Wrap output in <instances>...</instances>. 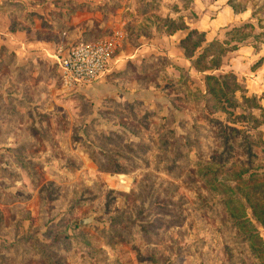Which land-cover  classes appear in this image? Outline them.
Listing matches in <instances>:
<instances>
[{
	"label": "rangeland",
	"instance_id": "374dc122",
	"mask_svg": "<svg viewBox=\"0 0 264 264\" xmlns=\"http://www.w3.org/2000/svg\"><path fill=\"white\" fill-rule=\"evenodd\" d=\"M139 1L37 0L43 11L30 37L66 45L64 31L111 36L112 27L95 29L100 20L69 27L68 7L102 8L101 21L110 22L117 6L157 7ZM232 4L251 14L256 33H263L248 41L264 51V0ZM153 16L155 24L162 23ZM141 19L133 15L131 23ZM135 31L149 33L145 26ZM45 54L18 62L13 54L1 53L0 264H258L257 248L228 223L218 197L207 195L212 187L197 165L217 158L226 127L242 129L245 136L264 131V125L254 129L227 121L223 110L239 118L245 111L240 91L236 97L243 107L223 102L212 112H199L186 89L200 87V80L190 75L194 84L172 81V66L164 67L160 57L145 65L127 61L125 71L116 74L126 91V85H139L143 98L100 101L81 88H64L57 66ZM248 111L264 120L260 110ZM233 141L223 183L251 160L264 165L263 144L253 146L252 156L244 136ZM254 171L264 172V167ZM223 186L216 189L219 197ZM248 217L264 240L250 209Z\"/></svg>",
	"mask_w": 264,
	"mask_h": 264
},
{
	"label": "crops",
	"instance_id": "0c3cea01",
	"mask_svg": "<svg viewBox=\"0 0 264 264\" xmlns=\"http://www.w3.org/2000/svg\"><path fill=\"white\" fill-rule=\"evenodd\" d=\"M73 1L83 3L87 0ZM139 2L146 5L154 2L157 7L151 9L148 6L147 9H144L135 6L127 8L117 6L115 12L118 15L111 22L107 19L101 21L104 16L102 9L79 10L70 15L69 27L77 28L82 23L89 26L91 19H94L92 22L100 20V24L95 26V29L106 30L112 27V35H115L118 41L116 53L108 65L105 76L81 87V91H84L87 97L100 101L103 100L102 97H113L117 101H123L126 98L132 100L143 98L145 92L139 85L133 83L131 89L126 85L128 90L126 91L123 88L124 79L116 77V74L125 71L127 61L138 62L150 57L170 59L175 66L185 69L193 79L198 78L201 83L200 87L203 88L201 77L204 74L192 67L191 61L186 57L185 50L181 45L182 40L187 37L190 31L197 30L204 34L203 46L215 40L223 42L228 38L227 32L234 26L254 23L248 11L236 12L229 0H190L189 2L187 0H140ZM99 3L101 2L99 1ZM39 9L41 8L37 0H0V60L1 53L8 52L13 54L18 62L28 61L35 58L36 54L43 53L44 49H50L57 43L47 42L41 36L31 39L30 32L38 27L37 16L43 11L42 9L39 11ZM107 14L113 16L110 13ZM154 14L160 17L156 22L162 23H154ZM133 15L134 17L142 15V19L136 20L133 24L131 23ZM166 18L178 22L183 19L187 27L174 33H167L163 25ZM135 25L138 26L135 27ZM140 26L147 27L149 33L140 34L135 31V28L138 29ZM131 34L136 39H131ZM86 36L87 34L80 31L73 43L85 40ZM46 57L48 58L47 55ZM260 59L263 62L256 69H252V66ZM168 71L175 78L180 77V72L175 67H169ZM226 73H232L237 81L244 85L246 94L258 97L264 107V51L262 49L257 50L253 43L240 44L237 50L230 51L223 56L221 67L213 72L216 75Z\"/></svg>",
	"mask_w": 264,
	"mask_h": 264
},
{
	"label": "trees",
	"instance_id": "16d2710c",
	"mask_svg": "<svg viewBox=\"0 0 264 264\" xmlns=\"http://www.w3.org/2000/svg\"><path fill=\"white\" fill-rule=\"evenodd\" d=\"M189 1L190 0H187V2ZM67 2L76 4L73 0L66 1L65 4H68ZM232 2L233 0H229L233 9L236 12H240L241 9L234 6ZM81 5L82 4L78 5V7L74 9L71 8L72 6L68 7L66 5L68 7L67 13L72 15L76 10L79 11ZM89 9L94 10L95 8ZM258 23L260 26V21H258ZM163 25L164 30L167 33H174L177 30L185 29L187 27L183 19L178 22L171 18H166L163 21ZM63 33L64 39H66V46H70L72 42L75 41L76 34H73L75 36H72L69 31H64ZM262 33H256V25L254 23H245L242 26H234L230 29L227 32L228 38L223 42L215 40L206 46H203L205 41L204 34L198 32L197 30L190 31L187 37L182 40L181 45L185 50L186 57L191 61L192 67L196 71L204 74L202 79L204 84L203 88L195 87L194 90L186 89V92L190 93L191 96L195 98L199 112H212L213 106L217 105V103L221 104L223 102L233 108H240L242 105L236 97V93L240 91L242 93V99L246 103L244 105L245 111L239 118L236 116L234 117L230 112L223 110V112L227 113V121L230 123L244 122L254 129L260 128L264 125V120L258 121L251 111L246 112L247 110H260L261 117H264V107L262 106L260 99L256 96H248L245 88L241 86V84L237 81V78L232 73L219 75L213 74L214 71L221 67L224 55L230 51L237 50L240 44L247 43L249 38L252 36H254L255 39L259 38ZM102 36L103 35L92 36L87 33L85 40L90 41L95 38H101ZM56 42L59 43L58 41ZM248 43H251V41H248ZM158 59L161 58L150 57L143 60L141 63L142 65H145L146 63ZM163 59H165L164 67L172 66L180 72V77L175 78L173 76L172 81L181 82L189 79L190 83L194 84L191 80L190 74L185 69L175 66L172 61L166 57ZM262 62L263 60L260 59L252 66V69H256ZM163 74L168 75L166 71H164ZM231 80L232 82L230 83L229 81ZM263 132L257 131L255 134L245 136V131L242 129L226 127L224 131V146L222 151L216 155L217 158L215 159L212 157L209 162L197 163V165H199V171H201L200 175L203 178L202 180L207 185L212 187L211 190H207V195L210 197H218L219 202H221L229 214L228 223H232V225L238 229L239 235L244 234L243 239L250 241L251 245L257 248L256 257L258 259V264H264V240L259 235L256 225L253 223L251 218L248 217V209L252 210L253 218L256 220L257 224L264 229V190L261 189L263 186L261 183L264 181V172L254 171V169L263 168L264 165L255 166V161L251 160V166H245L239 170L233 171V178L228 179L229 182H220V177H222L225 170L228 169V167L226 168L227 156H231L233 150H235L236 141L233 140L244 136L250 145L249 149L252 154L253 146H259L261 144L264 145ZM227 148L231 151L227 152ZM252 156H254V154H252ZM219 186H223L222 188H224V190L220 192L222 194L221 197L216 194ZM228 192L231 194L228 195ZM203 197L204 196H200V198ZM245 200L249 202V205H246ZM45 251L50 261L55 263L56 259L54 258L52 251L47 249Z\"/></svg>",
	"mask_w": 264,
	"mask_h": 264
},
{
	"label": "built area",
	"instance_id": "2783aa9c",
	"mask_svg": "<svg viewBox=\"0 0 264 264\" xmlns=\"http://www.w3.org/2000/svg\"><path fill=\"white\" fill-rule=\"evenodd\" d=\"M117 47V37L111 35L70 46L55 43L44 52L57 66L64 88L77 89L105 76Z\"/></svg>",
	"mask_w": 264,
	"mask_h": 264
}]
</instances>
